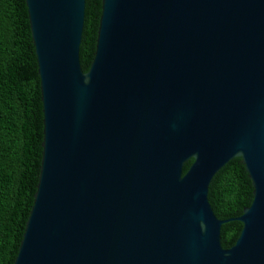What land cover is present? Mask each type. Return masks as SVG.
<instances>
[{"label":"water","instance_id":"water-1","mask_svg":"<svg viewBox=\"0 0 264 264\" xmlns=\"http://www.w3.org/2000/svg\"><path fill=\"white\" fill-rule=\"evenodd\" d=\"M24 5L41 152L12 264H264V0H100L85 72L84 0ZM234 157L251 200L218 219Z\"/></svg>","mask_w":264,"mask_h":264},{"label":"trees","instance_id":"trees-1","mask_svg":"<svg viewBox=\"0 0 264 264\" xmlns=\"http://www.w3.org/2000/svg\"><path fill=\"white\" fill-rule=\"evenodd\" d=\"M100 0H84L78 46L80 69L91 61ZM39 79L24 0H0V264H12L35 190L40 161ZM191 159L182 166L185 172ZM251 185L240 161L224 164L207 185V202L218 219L238 216L251 200ZM241 224L224 222L219 243L230 247Z\"/></svg>","mask_w":264,"mask_h":264}]
</instances>
